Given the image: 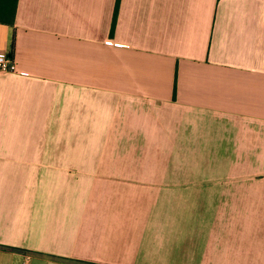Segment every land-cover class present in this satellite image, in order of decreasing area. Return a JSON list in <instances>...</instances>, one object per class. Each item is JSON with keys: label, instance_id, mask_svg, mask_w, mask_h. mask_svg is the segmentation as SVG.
Returning a JSON list of instances; mask_svg holds the SVG:
<instances>
[{"label": "crops", "instance_id": "crops-1", "mask_svg": "<svg viewBox=\"0 0 264 264\" xmlns=\"http://www.w3.org/2000/svg\"><path fill=\"white\" fill-rule=\"evenodd\" d=\"M117 3L0 24V264H264V0Z\"/></svg>", "mask_w": 264, "mask_h": 264}, {"label": "trees", "instance_id": "trees-1", "mask_svg": "<svg viewBox=\"0 0 264 264\" xmlns=\"http://www.w3.org/2000/svg\"><path fill=\"white\" fill-rule=\"evenodd\" d=\"M19 0H0V24L7 26H14L17 10H18ZM120 0L117 3V12H116V20L118 17ZM116 24V23H115ZM115 24L113 25L111 35H114L115 32ZM15 51V35H13L12 43H11V52L9 54L10 57L14 58Z\"/></svg>", "mask_w": 264, "mask_h": 264}, {"label": "built area", "instance_id": "built-area-1", "mask_svg": "<svg viewBox=\"0 0 264 264\" xmlns=\"http://www.w3.org/2000/svg\"><path fill=\"white\" fill-rule=\"evenodd\" d=\"M0 70L7 72L15 71L14 58L10 56H0Z\"/></svg>", "mask_w": 264, "mask_h": 264}]
</instances>
